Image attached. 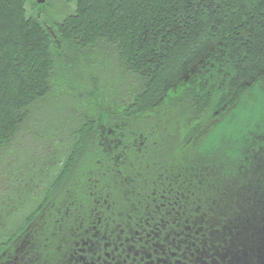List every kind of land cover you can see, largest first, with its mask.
I'll use <instances>...</instances> for the list:
<instances>
[{
	"label": "trees",
	"instance_id": "1",
	"mask_svg": "<svg viewBox=\"0 0 264 264\" xmlns=\"http://www.w3.org/2000/svg\"><path fill=\"white\" fill-rule=\"evenodd\" d=\"M66 1L75 12L52 21L29 16L28 0H0V164L31 124L36 152L58 143L43 176H11L28 194L0 205V257L11 262L18 237L44 208L85 199L72 192L76 182L84 191L89 179H108L88 177L103 171L94 167L102 123L123 126L119 139L131 143L121 171L130 176L111 199L126 207V220L162 221L164 229L144 228L150 238L193 221L186 236L196 240L195 264L263 255L264 0ZM193 70L199 85L180 86ZM93 71L106 80L92 82ZM67 99L65 112L40 127L49 104Z\"/></svg>",
	"mask_w": 264,
	"mask_h": 264
},
{
	"label": "flooded vegetation",
	"instance_id": "2",
	"mask_svg": "<svg viewBox=\"0 0 264 264\" xmlns=\"http://www.w3.org/2000/svg\"><path fill=\"white\" fill-rule=\"evenodd\" d=\"M120 127L124 128L102 123L96 129L98 140L95 145L100 154L95 159L94 167L97 172L100 169L103 171L88 177L97 179L102 176L108 179L102 182L89 179L90 186L84 191L79 189L80 184L76 182L72 192L85 194V199L70 207L66 206L63 210L59 206L51 205L40 211L36 220L28 224L30 228L27 237L7 264H21L25 257H28L25 264H40L41 260L43 264L201 263L191 253L196 240L186 236L194 232L193 221L172 223L175 228L172 236L161 238L162 233L159 231L150 238L153 234L151 230L165 228L162 221L151 223L126 220V207L111 200L119 191L122 193L121 187H126V176H130L124 171L121 173L131 151V143L119 139L124 137L122 133H117ZM142 136L141 133L138 135L140 140ZM140 140H135L133 144L137 152L142 148ZM59 164L62 165L63 161ZM110 168L116 176L105 174ZM33 192L41 193L43 189ZM123 197L126 200V188ZM156 208L162 211L165 206ZM144 228L151 230L146 231ZM24 250H27L25 254ZM244 264H264V254L257 259L245 261Z\"/></svg>",
	"mask_w": 264,
	"mask_h": 264
},
{
	"label": "rangeland",
	"instance_id": "3",
	"mask_svg": "<svg viewBox=\"0 0 264 264\" xmlns=\"http://www.w3.org/2000/svg\"><path fill=\"white\" fill-rule=\"evenodd\" d=\"M49 4V5H48ZM76 7L74 4L67 3L66 0H47V3L45 5V10L40 13L41 16H49L52 21H59L60 19L64 18L65 16L72 14L75 12ZM26 11L29 16H36L38 15L37 5L34 3L33 0H28V3L26 4ZM46 15V16H45ZM60 18L58 19V17ZM39 17V16H38ZM48 22V21H47ZM46 22V23H47ZM60 48L59 51H62V48L60 45H58ZM63 53V52H62ZM61 53V54H62ZM94 80H91L92 82H95L96 80H106V77L104 75H100L99 71H93L91 73ZM104 83L103 81H99L98 84ZM188 84H191L193 86H198L199 81L196 78V71L193 70L190 74L186 75L185 78L180 82V86L186 87ZM101 86V85H99ZM65 104L70 105L71 100L67 99L66 101H62L60 104H49V109H46L45 112V118H41L42 123L40 127H45V120L47 117H52L54 115L63 114L65 112ZM57 105L56 108H53ZM55 111L54 113H51V111ZM57 110V111H56ZM54 114V115H53ZM40 121V119H37ZM34 124L28 129H31V135L26 134V137H23V135H20L17 137L14 143H16V146L14 147L13 153L6 157L0 164V170L2 172V176L0 175V205L1 203L6 206L7 202L12 203V205L16 206L20 203H24L27 200V191H25V188L27 187L26 184H18L17 187L11 183V176L21 177L25 180H28L30 176H35L36 178H40L43 176L42 170L45 167V162L47 160V157L49 155V152L52 149L56 150L57 153V147L58 143L55 141L54 146L55 147H49L46 150L36 152L38 147L40 146V140L34 139V132H33ZM4 153H6V150H4ZM2 152L0 153L1 156ZM13 169H16V174L13 172ZM10 172V173H9ZM29 203H26V207L28 208ZM6 213L5 215L8 218H12L14 215L16 208H5ZM30 225L27 227V229L22 233L20 237H18L16 241L15 248L20 247L21 243L25 240V238L28 235ZM15 250V249H14ZM10 259V258H9ZM6 257L2 256L0 259V264H7L10 260Z\"/></svg>",
	"mask_w": 264,
	"mask_h": 264
},
{
	"label": "water",
	"instance_id": "4",
	"mask_svg": "<svg viewBox=\"0 0 264 264\" xmlns=\"http://www.w3.org/2000/svg\"><path fill=\"white\" fill-rule=\"evenodd\" d=\"M38 6H40L41 8L38 9V14L42 13L45 10V5L47 3V0H33ZM40 17V15H38ZM48 31L51 33V36L54 40V42L59 45V42L55 36V34L53 33L52 29L50 27H47Z\"/></svg>",
	"mask_w": 264,
	"mask_h": 264
}]
</instances>
